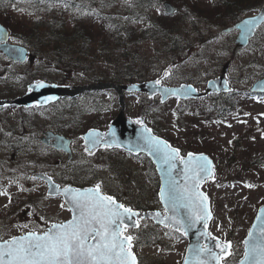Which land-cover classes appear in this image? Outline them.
<instances>
[{"label": "rangeland", "instance_id": "rangeland-1", "mask_svg": "<svg viewBox=\"0 0 264 264\" xmlns=\"http://www.w3.org/2000/svg\"><path fill=\"white\" fill-rule=\"evenodd\" d=\"M109 1L111 4L104 6V9L117 15L133 16L134 22L130 27L137 31L148 27L152 18H157L163 2L159 5L158 0H152L150 4L136 7L137 0ZM186 1L208 8L215 6L220 11L216 23L201 20L197 15H191L193 20L187 15L180 14L176 18L170 15L171 22L184 27L183 35L182 28L178 32L182 49L176 45L179 50H173L170 39L157 41L148 38L130 46L133 61L144 72L145 79L155 78L169 68L168 78L164 81L166 84L192 82L200 88L210 78L219 75L224 64L229 62L227 77L239 94L231 96L233 104L229 107V114L218 116L213 106L217 101L213 98L187 102L170 99L160 105L156 99H149L141 93L138 96L135 93L127 95V108L132 116H145L151 126L155 124L158 133L174 140L177 146L181 145L178 147L204 151L214 159L217 178L204 185L214 212L210 229L224 240L230 238L233 242V254L228 264H235L242 254L243 240L256 211L264 204V96L245 93L255 80L264 77V27L246 48H237V31L222 32L232 22L221 0ZM255 1L249 4L264 5V0ZM30 2L0 0V20L10 27L14 36L12 42L35 50V37L43 34L44 26L41 25L49 15L45 10H32ZM58 6L54 5L56 11L60 8ZM38 18L42 20L41 27L35 28L34 22ZM67 19L65 17L63 20ZM85 22L94 27L90 32L95 41L88 47L87 55L78 57V61L83 62L81 68L87 70L75 77L84 80L95 75L109 78L118 72L121 74L122 69L113 63L116 54L111 47L99 50V40L105 33L99 28L100 24L91 18H86ZM66 24L71 26L73 22L67 20ZM47 50V47H43L44 61L40 57L34 67L28 64L11 66L6 58L0 57V74L7 70L5 76H0V91L22 94L27 89V73L30 72L36 74L37 78L56 82L51 62L54 60ZM71 101L63 99L49 109L0 107L3 121L13 128V133L7 134L8 140L13 141V135L28 138L25 146L18 147L19 152L10 146L0 147V193H3L0 194V240L71 216L62 198L48 196L44 182L33 179V174L38 170L55 169L61 179H66L65 173L70 171L67 154L59 156L38 143L39 131L42 130L39 124L50 125L53 121H59L66 132L73 131V164L85 168L82 174L90 178L87 185L101 183L107 193L118 195L120 201L131 208L162 209L157 196L159 185L156 181L159 176L153 166L147 164L146 156L115 149H102L93 155L84 151L80 138L84 128L96 124L104 129L111 116L119 112L116 91H92V94L80 97V103L75 106ZM185 106H188L187 110H184ZM196 114L199 115L195 117ZM24 116L31 119L29 127L37 132L23 129L21 120ZM49 159L52 161L47 167ZM58 160L62 165L55 167ZM141 226L142 229L156 227L158 233L149 236V241H146L139 238L141 228L127 229L126 233L133 237V248L140 257V264L181 263L187 247L184 237L171 228L155 224L151 219L141 220Z\"/></svg>", "mask_w": 264, "mask_h": 264}, {"label": "snow or ice", "instance_id": "snow-or-ice-1", "mask_svg": "<svg viewBox=\"0 0 264 264\" xmlns=\"http://www.w3.org/2000/svg\"><path fill=\"white\" fill-rule=\"evenodd\" d=\"M251 23L252 21H245V25ZM155 83L160 84V81ZM145 132L148 133L144 136L145 144L158 161L166 166L169 176L176 168L177 160L184 165L185 184L178 185L170 178L161 187L160 197L166 210L172 213L167 219L179 225L178 231L183 230L187 234L188 228L207 217L204 207L206 197L197 189L200 179L209 174L210 162L202 155L197 157L191 153L187 158L180 157L178 149L171 148L167 142L152 136L150 129H145ZM89 137L97 138L91 141L93 144L102 139L95 132H90ZM105 146L110 147L111 144L105 142ZM48 179L51 180V177ZM63 191L72 206L73 218L64 224H53L42 234L32 231L0 243V264H135V256L130 251L133 237L124 233L129 227L139 226L132 219L139 214L123 204H118L113 197L102 195L99 184L90 189L69 187ZM181 208L189 209V215L183 219L178 212ZM261 212L264 214V209ZM258 220L261 223L254 225L258 233L251 243L245 241L244 259L240 264H264V215L258 217ZM249 236L253 237V233L250 232ZM217 246L222 253L225 248L230 247L219 244ZM195 251L196 264H208V260L201 259V256L217 262L220 259L211 248L197 245ZM186 264H189L187 260Z\"/></svg>", "mask_w": 264, "mask_h": 264}, {"label": "water", "instance_id": "water-1", "mask_svg": "<svg viewBox=\"0 0 264 264\" xmlns=\"http://www.w3.org/2000/svg\"><path fill=\"white\" fill-rule=\"evenodd\" d=\"M165 5L169 12L173 13L176 11L175 7L171 3H166ZM261 17H264V8L261 9V11L259 12L257 16L246 18L242 22L235 25L234 27H231L228 29V30H234V29L241 30L237 38V41H236L237 45L246 46L248 44L249 39L252 36H254V33L256 29L258 28V26H260V24L264 21V19H260ZM245 21H252V23L250 25H245ZM249 28L251 29L250 31L248 30ZM8 38H9V32L7 28L0 23V50H2L7 55V57L13 59L14 61L24 62L29 55L28 49L22 45L8 43L7 42ZM30 56H31V59L34 58V55L30 54ZM223 72L224 73L226 72V68L224 69ZM161 79L162 78H157L155 80L146 81V82H137V83H133L130 85L117 84V83H111V82H99L97 84H89V85H84V86L58 85L56 83H49V82L40 80V81H35L32 84H30L29 90L27 91L25 95L17 97L12 100H9V99L0 100V105L2 104H12V105H19V106H23V105L32 106L34 104L47 105L51 102L58 100L59 98L63 96L74 97L90 89H103V88L116 89L119 92V96H120L121 110L119 114L110 122V126L107 132L102 131L97 128H92L83 135L84 143L87 146L86 149L88 152H93L97 149L106 147L105 142H108L109 144H111L109 148H121V149H125L135 154L146 153L152 159L153 163L156 166V170L160 177V190H161V187L165 186L170 178L174 179L178 185L183 186L185 184L184 171H183L184 165L181 164L179 160H177L176 168L171 172L169 176L166 170V166L163 165L162 162L158 161V159L152 154L148 146L145 144L144 136L148 135V133L145 132V129H150L151 130L150 134L152 136H155L159 138L160 140L167 142V144L170 145L171 148H174V149H178V148L173 146L165 138L155 134L154 131L150 127H148L146 124L137 123V121L141 122L142 120L133 119L126 114L125 103H124V98H123L124 90L148 92L150 96L161 94L162 100L165 101L169 99L170 97L198 98V97L206 96L211 93H220V92L229 91L232 89L229 86V83L226 80V77L224 74H222L221 76L215 79L210 80L204 91H199L196 87H194L191 84H182L176 87H169V86H164V85L155 83L157 80L161 81ZM40 85H43V86H40ZM165 89H167L168 91H165ZM251 91L264 93V78L258 80L252 86ZM90 132L99 133L102 139H98L97 143L93 144L91 141L97 138L89 137ZM48 136L56 138L54 145L57 148L70 151V148H69L70 141L66 139L64 136L52 135L50 133L48 134ZM190 153L197 157L202 155L207 158V161L210 162L209 174H207L204 178L200 179L199 187L197 189L199 193L203 194V197H206L205 204H204V207L207 213L206 219L200 220L199 222L195 223L192 227L188 228L187 234H185L183 230L178 231L177 228L179 227V225L167 219V217H170L172 213L166 210L165 203L160 197V190H159V198L166 212H163L162 210H149L143 213H141L138 210H133V211L139 214L136 217H139L141 215L144 218L153 219L157 224H161L163 226H171L173 229L182 233L188 239L187 252H186V255H185V258L182 264H186V260L189 262V264H196V251L195 250L197 248V245L203 248H211L212 251L220 257L218 262L215 259H209L207 256H201V259L208 260V264H222V258L223 256L228 254L230 247L225 248V251L222 253L221 248L218 247L217 245L219 244L221 246H224V245H230V244L223 242L220 238L210 234L209 223H210V220L212 219L213 214H212L211 207H210L209 197L202 189L203 183H205L208 179H214V162L205 153H193V152H190ZM188 154L184 156L183 158H187ZM179 156L181 157L180 150H179ZM41 176H43L49 182V186H50L49 193L50 194H58V193L63 194L69 207L72 209V206L68 202L69 198L66 197V195L64 194L63 190L65 188L59 189L57 188V184H55L52 181V179L51 180L48 179L49 178L48 176L46 175H41ZM66 188H69V187H66ZM70 188L76 189L74 187H70ZM91 188H94V187H91ZM80 190H84V189H80ZM117 203L121 204L119 202ZM261 209H264V205L260 206L257 212V215L254 219V222L250 228L249 233L252 232L253 237H250L248 233L247 237L244 240V245H245V241H249V243H251L258 233V230L254 229V225H259L261 223V221L258 220V217H261L262 215H264L262 214ZM178 212H179V216L181 219L189 215V209L187 208H181L178 210ZM157 213L159 214L158 216L156 215ZM71 219H69L68 221H70ZM68 221L64 223H67ZM133 221H136V220L133 219ZM161 221H163V223H161ZM54 224H59V223H54ZM52 225L49 228H51ZM37 234H42V233H37ZM24 235H20V236H24ZM20 236H15V237H20ZM3 242L4 241L0 243H3ZM245 249H246V245H245ZM130 251L135 256V264H137L136 255L133 253L131 249ZM244 253H245V250H244ZM243 259H244V255L240 259L238 264H240L241 260Z\"/></svg>", "mask_w": 264, "mask_h": 264}, {"label": "trees", "instance_id": "trees-1", "mask_svg": "<svg viewBox=\"0 0 264 264\" xmlns=\"http://www.w3.org/2000/svg\"><path fill=\"white\" fill-rule=\"evenodd\" d=\"M93 2H96V0H93ZM107 2L110 1L107 0ZM239 5H241V3L237 0L235 6L239 7ZM34 8L36 9V6H34ZM178 15L179 14L175 15L173 18H176ZM117 17V14L94 8L93 10L90 9L85 17L78 16L72 19L73 25L71 24V26L66 23L57 25L50 24L49 21L44 22L41 25L44 26V30L42 31L43 34L35 37V46H38V49L41 51H43V47H47V53L53 58V63L57 69L59 71L65 70V73L60 76L55 75V79H60L61 82L72 81L73 77L68 73V70L75 65L73 59H77L76 56L81 57L89 53L88 47H90V43L95 41L93 33L90 32L91 30H94V27L85 22L86 18H91V20L96 21L100 24L99 28L104 30L105 33L99 40V50L102 51L105 47L110 46L112 52L116 54V60L113 61V63L116 67H120L122 69L121 71H124V74H119L118 72L114 76V80L118 81H120L122 77H126V75H137L139 77L141 75V71L135 66L136 62L133 61L134 58L130 52V46L132 44H135L136 42L139 43L148 38H153L157 41L170 39L172 43V41H175L178 37L175 33L180 27H176L177 23L171 22L169 17H165V14H160L152 27L138 31L131 28L130 25L128 26L127 24H124V22L118 20ZM123 17L125 18V16ZM127 21L130 20L128 19ZM41 23V20H37L34 24L35 28ZM172 47L176 50V47L173 44ZM98 77L99 76L95 75L92 76V79L98 80ZM213 100L217 101L213 106L215 107L218 116L225 117L229 114V107L233 104L230 94L214 96ZM187 108L188 106H185L184 110H187ZM200 114L202 115L203 113ZM198 115L199 114H196L195 117ZM157 129L155 130L158 131ZM169 140L174 142L171 138H169ZM146 162L152 167L149 161ZM79 170L78 167H74L72 173L68 175V180L72 181ZM76 179L81 180L77 176ZM156 183L159 185L158 180ZM139 233V238L149 241L148 237L156 235L158 230L156 227L149 226Z\"/></svg>", "mask_w": 264, "mask_h": 264}, {"label": "flooded vegetation", "instance_id": "flooded-vegetation-1", "mask_svg": "<svg viewBox=\"0 0 264 264\" xmlns=\"http://www.w3.org/2000/svg\"><path fill=\"white\" fill-rule=\"evenodd\" d=\"M6 73H7V70H5L4 76L6 75ZM30 121H31V119L28 116H24L22 118L21 123L23 125V129L25 131L32 130L34 132H37L38 130H34V128L29 127ZM39 126L42 128V130L39 131V133H41L42 135L38 137V139H39L38 143L41 144L42 148H44V149L48 148L52 152H55L57 154H59V153L61 154L62 152L59 150L57 151V149L55 150V148L50 144V141H45V140L43 141V137H42L47 130H52L53 132L60 133L61 128H60L59 121H53L50 125L39 124ZM46 128H47V130H46ZM12 129L13 128H12L11 124L7 123L6 121H3V116H0V147L1 146H10V148H16V151L19 152L20 148H18V147L25 146V143L28 140V138L21 136V135H13L12 136L13 141H9L8 140L9 138H7V134H9V133L12 134L13 133ZM49 166H50V164L47 165V167H49ZM41 171H43V170H41ZM34 174H33V176H34ZM46 174L50 175L52 178L54 177L55 179L58 176V172H56L55 169H52V170L47 169ZM44 186L47 189L46 184ZM46 225H49V223H46L43 227H36V228H32L31 230H34L37 232H42L46 228L45 227Z\"/></svg>", "mask_w": 264, "mask_h": 264}]
</instances>
